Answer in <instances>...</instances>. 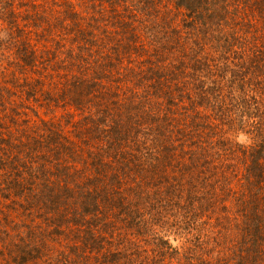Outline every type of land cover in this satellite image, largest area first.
<instances>
[{
    "label": "trees",
    "instance_id": "obj_1",
    "mask_svg": "<svg viewBox=\"0 0 264 264\" xmlns=\"http://www.w3.org/2000/svg\"><path fill=\"white\" fill-rule=\"evenodd\" d=\"M226 88L264 100V0H0V195L40 222L0 264H264V102L216 139Z\"/></svg>",
    "mask_w": 264,
    "mask_h": 264
},
{
    "label": "rangeland",
    "instance_id": "obj_2",
    "mask_svg": "<svg viewBox=\"0 0 264 264\" xmlns=\"http://www.w3.org/2000/svg\"><path fill=\"white\" fill-rule=\"evenodd\" d=\"M107 5V4H106ZM39 15H41L43 12L41 9H39ZM263 24V23H261ZM152 25V24H150ZM34 36V35H33ZM170 54V53H169ZM165 51L163 52V54H161L160 58H166L165 61L167 60V56H165ZM116 79V78H115ZM229 79V76H227V78L225 79V81H223V85L226 86H230V83L227 82ZM146 80V79H145ZM144 82V81H142ZM119 84V83H118ZM248 90H252V94L249 95H256V92L259 91V89H256L252 86L247 88ZM223 96L220 98V100H222L221 102H218V100H212L213 102H208V104L203 103L204 106L208 107L206 114L209 115V119L211 122H214V124H216V129H213L211 134V137H216V139H220L221 135H226L227 137H230L231 139H233L235 142L249 148H255L256 146H258V137H257V133L259 131V126L257 129H250L248 128V126L250 124L254 125V121H259L258 118H256V116L251 117L252 114L256 113V108L260 109V105H263L264 100L261 99V97H259L260 99L258 100V103H254V101H252V99L250 98H246L247 99V107L246 108H240L241 106L239 105V103L233 102L232 99H228L227 95H228V90L227 88L223 90ZM260 93L262 95V97L264 96V90H260ZM159 100V99H158ZM217 101V102H216ZM250 101V103H249ZM159 102V101H158ZM205 102V101H203ZM207 102V101H206ZM198 108L200 111L204 112V109L201 105H198ZM202 110H201V109ZM258 109V110H259ZM62 110H60L56 117L54 119H59L58 117L61 116V120H63L62 118L64 117L65 113ZM40 116L41 118L47 120V114L42 112L40 110ZM178 118L182 119V117L178 116ZM180 119H178L177 122H174L176 120V118L173 117V122L174 124L178 123L179 126V130L178 132L176 131V133L178 134L180 131V128L182 129V125L183 122H179ZM199 118H195V121H197ZM181 126V127H180ZM257 127V126H256ZM192 129V128H191ZM191 129H184L185 134H186V138L188 139V142L186 140V143L190 146L192 144L191 147L196 146L199 147L200 145V140L198 139V135L194 133V127L193 130ZM181 130V131H183ZM262 130H264L262 128ZM173 131L170 130V133ZM173 134V133H172ZM177 134H173V140L177 139L179 136H177ZM80 137L82 138V136L80 135ZM172 137V136H171ZM224 138V137H223ZM78 143V141H77ZM87 143V142H86ZM81 146H83L81 144ZM85 147V145H84ZM194 149V148H193ZM186 155H190V153H192L193 151L191 150H187L185 151ZM197 153V152H196ZM184 154V153H183ZM203 160H197V163H203ZM223 161V160H220ZM227 160H224V162H226ZM8 164H15V163H3L4 166L7 167ZM41 182V181H39ZM16 195V194H15ZM6 196L0 195V200H1V204H0V210L3 209V211H0V233L9 231L11 233H16L19 229L24 230V226L23 225H31L32 226V222L35 221L36 225H40L39 220H37V214H32L34 211H30V208H27L26 210H22V208L20 207L21 205L19 203H21L22 201L18 198H14L13 200L10 199H6ZM17 199V202L14 201ZM16 208L18 209V211H16ZM40 229L41 226H40ZM172 244L174 246H181L183 244L182 241L178 242V241H172Z\"/></svg>",
    "mask_w": 264,
    "mask_h": 264
}]
</instances>
